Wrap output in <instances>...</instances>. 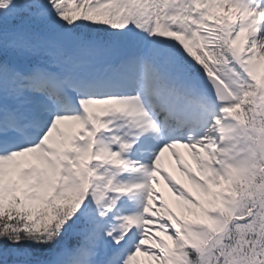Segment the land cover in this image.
<instances>
[{
    "label": "snow or ice",
    "instance_id": "snow-or-ice-1",
    "mask_svg": "<svg viewBox=\"0 0 264 264\" xmlns=\"http://www.w3.org/2000/svg\"><path fill=\"white\" fill-rule=\"evenodd\" d=\"M0 264H264V0H0Z\"/></svg>",
    "mask_w": 264,
    "mask_h": 264
},
{
    "label": "bare ground",
    "instance_id": "bare-ground-1",
    "mask_svg": "<svg viewBox=\"0 0 264 264\" xmlns=\"http://www.w3.org/2000/svg\"><path fill=\"white\" fill-rule=\"evenodd\" d=\"M181 151L184 153V155L186 156V158H188V153L187 150L185 149H181ZM163 164L165 167H167L169 169V171H171L173 173V175L179 179L182 183H185L187 185V180L186 178L175 168L174 164L169 162V159L167 157V154H165V157L162 160Z\"/></svg>",
    "mask_w": 264,
    "mask_h": 264
}]
</instances>
